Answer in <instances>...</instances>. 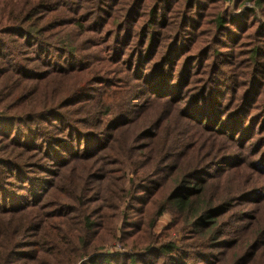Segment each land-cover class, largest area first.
<instances>
[{
  "label": "trees",
  "instance_id": "16d2710c",
  "mask_svg": "<svg viewBox=\"0 0 264 264\" xmlns=\"http://www.w3.org/2000/svg\"><path fill=\"white\" fill-rule=\"evenodd\" d=\"M246 1L0 0V264H264Z\"/></svg>",
  "mask_w": 264,
  "mask_h": 264
},
{
  "label": "rangeland",
  "instance_id": "374dc122",
  "mask_svg": "<svg viewBox=\"0 0 264 264\" xmlns=\"http://www.w3.org/2000/svg\"><path fill=\"white\" fill-rule=\"evenodd\" d=\"M254 5H252V3H248V1L242 3L240 6L237 5L236 3V0H225V3H224V8L225 9H228L230 11L231 14H233L234 16L239 14L243 9H246V8H250L252 9ZM256 8V7H255ZM256 14L257 16L259 17V19L264 23V18L260 15V12L258 11V9L256 8ZM145 120H148L149 121V118H144L143 121ZM224 147L230 149L231 146H226L224 145ZM192 159H190V163L193 162L191 161ZM184 161L186 162L187 159H184ZM244 179V175L240 176L239 178H236L234 180V177L230 180V183L229 185H227V187H230V189H232V184H237L238 182H241L242 180ZM221 183V186L223 187V183ZM169 221V217L167 215L163 216L161 219H160V222L157 223V226L155 228V232H159L161 230V227L166 224L167 222ZM176 236V235H175ZM174 240H176V237H174ZM110 250L109 251H113V250H118V249H121V247L114 243L113 246L111 248H109Z\"/></svg>",
  "mask_w": 264,
  "mask_h": 264
}]
</instances>
